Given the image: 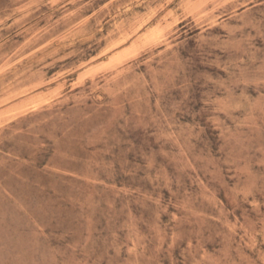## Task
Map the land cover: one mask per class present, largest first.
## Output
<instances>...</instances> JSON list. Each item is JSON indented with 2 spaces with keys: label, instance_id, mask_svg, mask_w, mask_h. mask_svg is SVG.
I'll list each match as a JSON object with an SVG mask.
<instances>
[{
  "label": "rangeland",
  "instance_id": "374dc122",
  "mask_svg": "<svg viewBox=\"0 0 264 264\" xmlns=\"http://www.w3.org/2000/svg\"><path fill=\"white\" fill-rule=\"evenodd\" d=\"M0 264H264V0H0Z\"/></svg>",
  "mask_w": 264,
  "mask_h": 264
}]
</instances>
